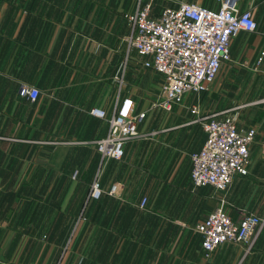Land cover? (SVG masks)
<instances>
[{"label":"crops","instance_id":"1","mask_svg":"<svg viewBox=\"0 0 264 264\" xmlns=\"http://www.w3.org/2000/svg\"><path fill=\"white\" fill-rule=\"evenodd\" d=\"M237 3L255 31L230 40L229 66L206 91L163 109L151 107L161 76L123 60L124 16L138 0H0V264H264V224L249 249L228 243L207 256L193 231L220 200L230 218L264 220V0ZM19 84L38 97L21 98ZM227 110L237 130H254L247 174L221 193L193 188L200 118ZM113 111L144 112L143 137L102 162L93 144ZM93 179L102 193L86 200ZM112 183L122 186L117 196L107 195Z\"/></svg>","mask_w":264,"mask_h":264},{"label":"built area","instance_id":"2","mask_svg":"<svg viewBox=\"0 0 264 264\" xmlns=\"http://www.w3.org/2000/svg\"><path fill=\"white\" fill-rule=\"evenodd\" d=\"M154 0H140L133 14L125 16L130 32L121 39L123 60H133L142 68L161 76L156 101L151 107L167 109L180 104L184 95L207 90L220 66L229 60V42L239 32L252 33L255 23L248 10L241 11L237 0H214L216 9L198 4L180 2L175 7L163 8L151 16ZM263 53H260L259 63ZM18 95L35 100L38 92L31 86L20 84ZM90 115L103 118L104 113L91 109ZM191 113H197L194 109ZM232 110L213 113L200 118L205 140L196 153L189 156L190 181L193 188L210 187L223 192L234 176H245L249 163L248 148L254 130L236 129ZM144 112L127 116L112 112L106 118L105 137L93 147L102 162L119 160L124 143L143 137L136 130ZM122 190L119 183L111 184L107 195L117 196ZM97 179L88 188L86 200H97L101 195ZM142 199L139 207L143 208ZM264 220L251 214L230 218L220 200L205 218L193 226L201 241L205 256L224 244H242L250 248Z\"/></svg>","mask_w":264,"mask_h":264},{"label":"rangeland","instance_id":"3","mask_svg":"<svg viewBox=\"0 0 264 264\" xmlns=\"http://www.w3.org/2000/svg\"><path fill=\"white\" fill-rule=\"evenodd\" d=\"M143 5V0H140V6H142ZM161 7H163V8H165V6L161 3L160 4V1H156V2H154L152 5H151V8H152V10L154 9V10H156V9H161ZM167 7V6H166ZM162 8V9H163ZM161 9V10H162ZM160 10V11H161ZM159 11V12H160ZM159 14V13H158ZM129 15H131V14H129ZM127 16V15H126ZM124 18H125V16H124ZM125 20H126V18H125ZM127 21V20H126ZM124 38V37H123ZM122 39V38H121ZM121 41V40H120ZM123 45H121V49H122V55H123V47H122ZM224 64L225 65H228L229 64V60L228 61H226V62H224ZM229 66V65H228ZM240 68H243V67H240ZM20 85V84H19ZM19 87V86H18ZM155 99H156V97H155ZM234 108L232 109L234 112H238V110L242 107V106H240V105H235V106H233ZM96 152V151H95ZM100 157V156H99ZM101 160V159H100ZM113 184V183H112Z\"/></svg>","mask_w":264,"mask_h":264}]
</instances>
